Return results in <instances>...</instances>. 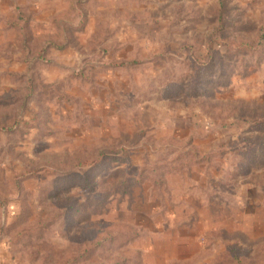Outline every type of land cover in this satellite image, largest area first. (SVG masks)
Returning <instances> with one entry per match:
<instances>
[{
	"label": "rangeland",
	"instance_id": "obj_1",
	"mask_svg": "<svg viewBox=\"0 0 264 264\" xmlns=\"http://www.w3.org/2000/svg\"><path fill=\"white\" fill-rule=\"evenodd\" d=\"M0 264H264V0H0Z\"/></svg>",
	"mask_w": 264,
	"mask_h": 264
}]
</instances>
